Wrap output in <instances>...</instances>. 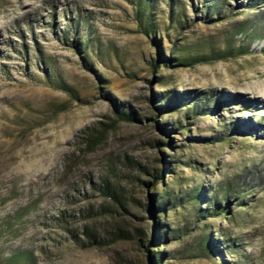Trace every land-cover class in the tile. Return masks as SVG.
<instances>
[{
	"label": "rangeland",
	"instance_id": "obj_1",
	"mask_svg": "<svg viewBox=\"0 0 264 264\" xmlns=\"http://www.w3.org/2000/svg\"><path fill=\"white\" fill-rule=\"evenodd\" d=\"M263 85L264 0H0V264H264Z\"/></svg>",
	"mask_w": 264,
	"mask_h": 264
},
{
	"label": "trees",
	"instance_id": "obj_2",
	"mask_svg": "<svg viewBox=\"0 0 264 264\" xmlns=\"http://www.w3.org/2000/svg\"><path fill=\"white\" fill-rule=\"evenodd\" d=\"M140 6L141 5H140V2H139V7ZM117 117L121 118L122 120H128V121L133 120V118H135L134 115H132L131 113H125V112H119V113H117ZM94 138L97 139L98 137H94ZM92 144L94 145V143H90V145H92ZM165 164L167 165L168 163H165ZM155 179L157 180V182H159V180H163V176H162V174L158 170L155 171ZM162 184H163V186L165 188V192L163 193V195L157 196V198H158V201L160 202V204L163 206L165 204V202L168 203V200L171 197V195H170V191H169L168 185H166L164 181H162ZM107 185L108 184H106V187H104V189H103L104 195L105 196L112 195L114 198L117 199L118 197L115 196V195H113L112 190L109 187H107ZM148 209L152 213V208H148ZM153 241L154 240H151L149 243L152 244ZM205 244H206L207 249L208 248H209V250L213 249V246L211 245L210 240H207L205 242ZM145 250H148V249H145ZM161 262H162V256H159V257H157V256H151V257H149V259L147 261V264H160Z\"/></svg>",
	"mask_w": 264,
	"mask_h": 264
},
{
	"label": "bare ground",
	"instance_id": "obj_3",
	"mask_svg": "<svg viewBox=\"0 0 264 264\" xmlns=\"http://www.w3.org/2000/svg\"><path fill=\"white\" fill-rule=\"evenodd\" d=\"M262 85V84H261ZM264 86V85H263ZM262 87V86H261ZM255 88V87H254ZM253 92H255L256 94H258V96H260L261 98H263L264 99V89L262 88V89H258L257 87H256V89H255V91H253Z\"/></svg>",
	"mask_w": 264,
	"mask_h": 264
}]
</instances>
